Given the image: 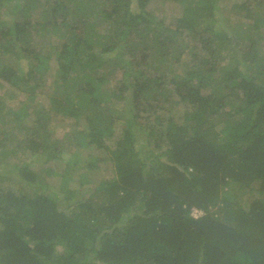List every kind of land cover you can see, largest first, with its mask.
I'll return each instance as SVG.
<instances>
[{"label": "trees", "instance_id": "16d2710c", "mask_svg": "<svg viewBox=\"0 0 264 264\" xmlns=\"http://www.w3.org/2000/svg\"><path fill=\"white\" fill-rule=\"evenodd\" d=\"M151 1L54 0L42 23L60 19L66 37L47 85L36 80L49 60L33 46L36 0H0V44L18 59L0 66V88L25 101L21 142L6 148L12 127H0V160L26 181L16 189L0 171V264H264V0L241 1L234 19L193 0L176 27L152 21ZM45 86L56 119L75 125L62 143L49 110L24 123Z\"/></svg>", "mask_w": 264, "mask_h": 264}, {"label": "rangeland", "instance_id": "374dc122", "mask_svg": "<svg viewBox=\"0 0 264 264\" xmlns=\"http://www.w3.org/2000/svg\"><path fill=\"white\" fill-rule=\"evenodd\" d=\"M243 0H217V5L219 9L222 11L220 13V18H228V15L232 17V19L235 18L236 12L235 7L238 3H240ZM54 0H36L34 10L31 11V19L35 22H39L40 24L37 25V27L32 28V37H33V46L35 47L36 53L40 55H44L48 57L47 66L44 68L43 74L40 72H36V80H40L41 84H47L50 85V83L54 80L53 78L56 77L57 72V48L59 46V43L63 42L65 40V28L60 23V19L57 23V26L54 28L52 25H45L42 22H44L46 19L45 17L49 18L50 16L47 14L51 12V5L53 4ZM24 2H20L21 6ZM198 5V2H195L193 0H183V1H172V0H153L151 1L147 7L146 11L150 14V18L152 21L154 20L156 23L163 20L167 25H170L171 27H176V24L178 22V19L181 18L184 13L185 9L190 7H194ZM6 16L5 13L0 10V19H4ZM229 17V19H231ZM51 18V17H50ZM8 20V18H6ZM107 21L101 20V23L99 24L100 29H108V23ZM3 25L0 24V26H4L5 22H2ZM31 31V29H30ZM64 34V35H63ZM187 41H185V38H180L178 40L179 45H184ZM184 54L182 58H187L189 55L187 54V48L183 47ZM14 51H12L11 48L6 49L3 45L0 44V66H3L4 64L17 66L18 67V59L14 56ZM31 62L36 66V68H40V60L38 57L30 56ZM29 63V62H28ZM27 64H24L21 62V67L25 71L27 70ZM17 64V65H16ZM173 70L176 72V74H181L183 71L187 70L184 69V67L179 66L178 64L172 65ZM108 71L107 65L104 67H101L98 70V75H100L102 72ZM185 73V72H184ZM118 85V81L115 79V76L113 72L108 75L107 82L104 85L103 89L105 90V93H111L112 90L116 88ZM46 89V90H45ZM43 91V92H42ZM39 92L37 94V97L35 98L33 103L27 102V107H30V111L28 115L25 117L24 123H27L28 126H32L36 121V113L38 110H45L50 111V116L53 117V120L49 123V128L55 131V139L58 140V143H62L64 141V135L67 134V132L70 129H74L75 125H72L71 121H65L62 120L63 118L56 119L57 117L53 113L54 111L51 108V102L49 99V93L50 90L48 86L39 89ZM22 93L20 90H17L16 88L11 87H4L0 88V97L3 100V103L5 105V110H2L0 113V116H2L1 120L2 125L0 126L1 129H7L8 127H12L11 130V136L12 138L9 139V141L5 140L4 145L6 148H10L11 146L17 142L16 138L21 142V139L23 138V132L20 131V126L18 125V117L15 116V111L21 110L22 106L24 105L23 100H21L20 96ZM175 101V100H173ZM173 101L168 102V106L174 104ZM55 117V118H54ZM61 120V121H60ZM0 139L3 140L2 135H0ZM12 140V141H11ZM11 141V142H10ZM15 142V143H14ZM18 144V143H17ZM67 144V143H66ZM67 146H70V144H67ZM72 146V145H71ZM67 155H65V159H68L70 157V150L67 149ZM105 155V154H104ZM19 160V159H18ZM24 160V159H23ZM10 162V161H9ZM18 163L22 162L21 160L17 161ZM8 163V160L2 161L0 160V171H7L12 170L11 173L12 178H10V183L12 186H16V189L20 187L21 182L23 181L19 175L18 170L12 169V164H17L16 161L12 160L11 163L6 165ZM6 165V167H4ZM18 165V164H17ZM39 171H41L42 175L47 176L45 172V168L49 166V163H43L42 160L37 162L35 164ZM101 165V171L106 178H111L114 175L113 172V166L112 163L109 161L103 162ZM20 166V165H19ZM6 168V169H5ZM26 184V183H25ZM6 185L5 187H7ZM27 186V185H26ZM92 184L86 185L87 188H90ZM27 190H30L28 186L26 187ZM19 189V188H18ZM257 195V194H256ZM247 196V195H246ZM255 195H248L247 197L251 200H253V197ZM246 197V198H247ZM248 198L246 200H248ZM204 213L202 211H194L193 215L195 217H200Z\"/></svg>", "mask_w": 264, "mask_h": 264}]
</instances>
